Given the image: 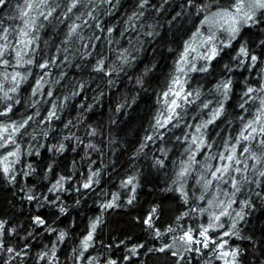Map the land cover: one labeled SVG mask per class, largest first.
I'll list each match as a JSON object with an SVG mask.
<instances>
[{"label":"clouds","instance_id":"clouds-1","mask_svg":"<svg viewBox=\"0 0 264 264\" xmlns=\"http://www.w3.org/2000/svg\"><path fill=\"white\" fill-rule=\"evenodd\" d=\"M0 264H264V0H0Z\"/></svg>","mask_w":264,"mask_h":264}]
</instances>
